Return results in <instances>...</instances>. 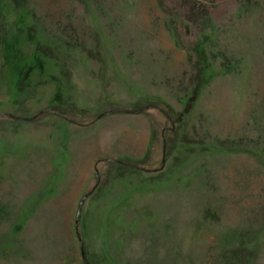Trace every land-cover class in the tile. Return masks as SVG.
I'll list each match as a JSON object with an SVG mask.
<instances>
[{
  "label": "rangeland",
  "instance_id": "374dc122",
  "mask_svg": "<svg viewBox=\"0 0 264 264\" xmlns=\"http://www.w3.org/2000/svg\"><path fill=\"white\" fill-rule=\"evenodd\" d=\"M0 264H264V0H0Z\"/></svg>",
  "mask_w": 264,
  "mask_h": 264
},
{
  "label": "trees",
  "instance_id": "16d2710c",
  "mask_svg": "<svg viewBox=\"0 0 264 264\" xmlns=\"http://www.w3.org/2000/svg\"><path fill=\"white\" fill-rule=\"evenodd\" d=\"M208 2H213V0H207ZM205 6V5H204ZM201 15H207V10L206 9H204L203 8V12L201 13ZM205 22H207V24L208 25H210L211 24V22L209 21V19H207ZM199 64L197 63L196 65H195V68H198V72L199 73H201L202 74V70H201V65L200 66H198Z\"/></svg>",
  "mask_w": 264,
  "mask_h": 264
},
{
  "label": "water",
  "instance_id": "95a60500",
  "mask_svg": "<svg viewBox=\"0 0 264 264\" xmlns=\"http://www.w3.org/2000/svg\"><path fill=\"white\" fill-rule=\"evenodd\" d=\"M127 112H131V113H133L134 111H127ZM79 210H80V206L78 207L77 216H78V214H79ZM76 220H77V218H76ZM82 256L84 257V252H83V251H82Z\"/></svg>",
  "mask_w": 264,
  "mask_h": 264
}]
</instances>
